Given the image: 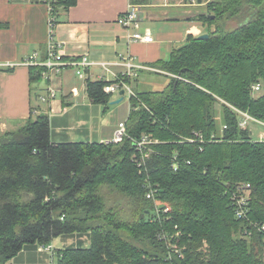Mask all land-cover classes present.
<instances>
[{"label": "trees", "instance_id": "16d2710c", "mask_svg": "<svg viewBox=\"0 0 264 264\" xmlns=\"http://www.w3.org/2000/svg\"><path fill=\"white\" fill-rule=\"evenodd\" d=\"M76 2L52 1V12ZM208 9L198 17L208 39L189 36L151 65L174 76L167 87L130 97L123 142L56 143L47 115L0 129V264L57 237L76 238L52 252L57 264H166L170 256L174 264H264V142L240 126L239 113L264 122V91L253 90L264 89V0H213ZM226 17L242 22L226 32L218 26ZM40 77L33 71L32 84ZM109 83L87 81L94 103L109 105ZM194 133L205 141H185ZM143 135L159 143L140 168ZM106 189L127 206L109 207ZM244 190L246 217L238 218L234 195Z\"/></svg>", "mask_w": 264, "mask_h": 264}, {"label": "crops", "instance_id": "0c3cea01", "mask_svg": "<svg viewBox=\"0 0 264 264\" xmlns=\"http://www.w3.org/2000/svg\"><path fill=\"white\" fill-rule=\"evenodd\" d=\"M137 2L141 6L140 24L138 29L128 30L118 19L128 10L130 0H77L68 8L56 6L54 13L50 0H0L1 132L17 130L29 119L47 115L56 143L112 141L118 124L128 118L131 105L127 112L116 113L119 116L111 122L100 120L106 105L91 100L87 81L123 79L130 61L138 72L132 79L134 92L142 74L157 73L151 65L168 61L173 51L188 44L189 36L207 33L198 17L209 14L210 0ZM134 31L150 34L153 41H131L129 34ZM52 47L67 66L54 69L45 65L51 59ZM34 55V63L27 64ZM84 59L86 66L71 65ZM78 70L84 72V78L79 77ZM33 71L41 72L34 84ZM168 82L165 79L157 91L164 90Z\"/></svg>", "mask_w": 264, "mask_h": 264}, {"label": "built area", "instance_id": "2783aa9c", "mask_svg": "<svg viewBox=\"0 0 264 264\" xmlns=\"http://www.w3.org/2000/svg\"><path fill=\"white\" fill-rule=\"evenodd\" d=\"M55 0H50V3ZM131 3L129 5L128 10L126 13H124L119 19L118 23L128 29V30H135L138 29V26L140 24V15H141V6L137 2V0H130ZM213 0H210V2ZM209 2V3H210ZM51 6V4H50ZM52 10V8H51ZM130 40L133 42H145V43H150L153 41V37L150 34H141L138 33L137 31H134L133 33L129 34ZM50 57L51 59L48 60V62L45 64L49 68H63L67 66L68 64L64 63L61 55L56 52V49L52 47L50 50ZM36 59V55L32 56L28 61H26L27 64H33ZM86 60L84 59L81 63L79 62H74L71 63V65H76V66H86ZM127 74L124 77H129L131 79H135L138 77V72L136 71V68L131 64L130 61L127 63ZM77 74L79 77L84 78V72L82 70H78ZM123 77V78H124ZM110 82L104 87V92L107 94H114V93H120L121 91H124L126 94H129L130 97L134 95L133 89L131 88V85L127 84L124 79H116L115 81H108ZM261 86L256 85L253 87L254 92L260 91ZM55 95L54 93H51L50 98H53ZM45 100V99H43ZM239 112V111H238ZM241 114V121H240V126L242 128H248L251 123L255 124L257 127H259L261 130L259 132V137L256 141L264 142V122L259 121L247 113L239 112ZM128 119V118H127ZM127 119L125 121H121L114 134V139L110 141V143H121L123 140L128 136V131H127ZM226 128V127H224ZM252 133V132H251ZM253 136V133H252ZM185 141L189 142H195L199 141L200 143H203L205 141L204 136L202 133H194L193 138H187ZM159 143L158 140L153 139L147 135H143L141 139L137 140L135 142V146L137 149V155L134 156V159L138 166L141 168L142 166H146L147 160L149 159L150 155L152 154V148L151 145ZM242 195L240 197L234 195V200L233 202L235 203V206L237 207V217L242 218L246 217V211H247V205H248V199H249V192L244 190L243 192L240 191ZM154 195L153 192H150L148 194V198H152ZM170 207L167 206L164 209V212H169ZM259 228V226H258ZM260 231L264 232V226H261ZM40 252H50L52 253L54 250L52 247H45L42 246L39 248ZM172 251L178 252V249L176 246L172 245ZM168 263L166 264H174L172 262V257L170 256L168 258ZM172 262V263H171Z\"/></svg>", "mask_w": 264, "mask_h": 264}, {"label": "rangeland", "instance_id": "374dc122", "mask_svg": "<svg viewBox=\"0 0 264 264\" xmlns=\"http://www.w3.org/2000/svg\"><path fill=\"white\" fill-rule=\"evenodd\" d=\"M242 22V20L240 18H227L225 20H219L218 21V26H220L222 29H224L226 32L227 31H231L235 28H237L240 23ZM204 31V30H203ZM207 34V33H205ZM158 70V69H157ZM161 70H158L157 73L154 74H147V75H141L140 79L138 80V82H136L135 84V91L138 90L140 92L142 91H157L158 86H160V84H163L166 80H171V78H173L174 76L168 73H165ZM144 81H146L144 83ZM169 84V82H168ZM167 84V85H168ZM134 86V85H133ZM134 89V88H133ZM264 91V89L262 88L261 91L256 92V96L260 95L262 92ZM120 99V95L119 93H114L111 97V101L113 100H118ZM130 96L129 94L125 95L124 97V101L119 103V104H113L112 102L109 103V105L104 107L102 106V109L104 111L103 114H101V117L99 118L100 120H102L103 118L105 119V121H109L111 122L112 120L116 119V117L119 116V114L116 113H123V112H127L129 110V106H130ZM104 107V108H103ZM217 109L220 111V106H217ZM217 121L219 122V124H221V113L219 112L217 114ZM249 129L251 130V132L253 133V138L255 140L258 139L259 137V132H260V128L257 127L255 124L251 123L249 125ZM104 197L106 199V202L108 204L109 207H115V208H121L123 210V208H125V206H127V202L124 199L123 196L119 195L116 192H111L109 190H105L104 191ZM126 210V209H124ZM76 238L71 239V238H61V237H57L55 238L51 244L46 245L45 247H52L54 252L56 250L62 249L64 247L67 246H71L73 243L75 244ZM85 246H89V242H85L84 244ZM44 246V245H42ZM39 246L38 248L36 247V245H29L26 246L24 248V250L22 251V255L18 257V260L14 262L11 261L10 263L7 264H57V259L54 258V255H52V253H48V252H40L39 248L42 247ZM47 255V258H46ZM53 258V259H52Z\"/></svg>", "mask_w": 264, "mask_h": 264}, {"label": "water", "instance_id": "95a60500", "mask_svg": "<svg viewBox=\"0 0 264 264\" xmlns=\"http://www.w3.org/2000/svg\"><path fill=\"white\" fill-rule=\"evenodd\" d=\"M198 38L200 40H205V39H208L209 38V35L208 34H203V35L199 36ZM120 94H121L122 98L119 99V100H117V101H115L113 104H119V103H121L123 101V99H124L123 95L125 94V92L124 91H121Z\"/></svg>", "mask_w": 264, "mask_h": 264}]
</instances>
